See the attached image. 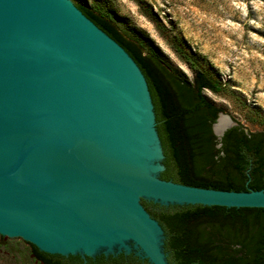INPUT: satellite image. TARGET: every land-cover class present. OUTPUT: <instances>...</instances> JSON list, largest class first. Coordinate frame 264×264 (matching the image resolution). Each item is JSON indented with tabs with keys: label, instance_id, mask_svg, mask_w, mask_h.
<instances>
[{
	"label": "water",
	"instance_id": "obj_1",
	"mask_svg": "<svg viewBox=\"0 0 264 264\" xmlns=\"http://www.w3.org/2000/svg\"><path fill=\"white\" fill-rule=\"evenodd\" d=\"M235 125L219 114L212 133ZM163 158L146 80L122 47L69 0H0V236L61 257L169 264L141 200L264 209V190L161 180Z\"/></svg>",
	"mask_w": 264,
	"mask_h": 264
},
{
	"label": "trees",
	"instance_id": "obj_2",
	"mask_svg": "<svg viewBox=\"0 0 264 264\" xmlns=\"http://www.w3.org/2000/svg\"><path fill=\"white\" fill-rule=\"evenodd\" d=\"M74 5L133 59L142 72L153 103L156 131L163 152L164 181L220 191L264 190V133L250 132L240 123L219 141L212 133L220 108L204 95L225 91V86L191 56L183 42L168 35L172 51L191 71V80L172 72L155 49L126 38L110 16ZM147 16L163 29L152 12ZM162 227L169 264H264V209L207 206L159 207L141 200ZM39 264H81L78 256L61 257L28 244ZM87 264H147L132 256L95 259Z\"/></svg>",
	"mask_w": 264,
	"mask_h": 264
},
{
	"label": "rangeland",
	"instance_id": "obj_3",
	"mask_svg": "<svg viewBox=\"0 0 264 264\" xmlns=\"http://www.w3.org/2000/svg\"><path fill=\"white\" fill-rule=\"evenodd\" d=\"M107 13L128 39L155 49L172 72L191 71L170 48L177 36L188 53L225 86L203 95L245 130L264 133V0H69ZM152 12L163 29L147 16ZM230 129V128H229ZM0 264H39L28 244L0 236Z\"/></svg>",
	"mask_w": 264,
	"mask_h": 264
},
{
	"label": "bare ground",
	"instance_id": "obj_4",
	"mask_svg": "<svg viewBox=\"0 0 264 264\" xmlns=\"http://www.w3.org/2000/svg\"><path fill=\"white\" fill-rule=\"evenodd\" d=\"M227 126H228V122H227V120H226L225 118H221V119L219 120V123H218L217 127H216V132L218 133V132L222 131V130L225 129Z\"/></svg>",
	"mask_w": 264,
	"mask_h": 264
},
{
	"label": "flooded vegetation",
	"instance_id": "obj_5",
	"mask_svg": "<svg viewBox=\"0 0 264 264\" xmlns=\"http://www.w3.org/2000/svg\"><path fill=\"white\" fill-rule=\"evenodd\" d=\"M120 255H123V254H120ZM103 256V255H102ZM117 256H119V255H117ZM117 256H115V257H117ZM124 256V255H123ZM128 256H132V257H135V258H137L138 260H140L141 262H146V260H141V259H139L138 257H136V256H134V255H128ZM104 257V256H103ZM109 257H111V256H109ZM109 257H107V258H109ZM125 257H127V256H125ZM104 258H106V257H104ZM106 258V259H107ZM79 259L82 261L81 262V264H87V259L86 260H82L80 257H79ZM147 263V262H146ZM148 264V263H147Z\"/></svg>",
	"mask_w": 264,
	"mask_h": 264
}]
</instances>
